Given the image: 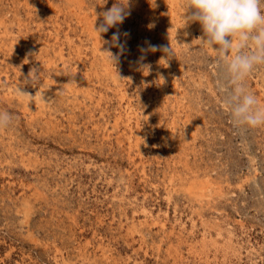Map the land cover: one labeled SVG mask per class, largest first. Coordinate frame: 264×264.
Masks as SVG:
<instances>
[{"label":"rangeland","instance_id":"obj_1","mask_svg":"<svg viewBox=\"0 0 264 264\" xmlns=\"http://www.w3.org/2000/svg\"><path fill=\"white\" fill-rule=\"evenodd\" d=\"M105 2L0 0V264H264V126L234 127L182 0H130L102 44Z\"/></svg>","mask_w":264,"mask_h":264},{"label":"clouds","instance_id":"obj_2","mask_svg":"<svg viewBox=\"0 0 264 264\" xmlns=\"http://www.w3.org/2000/svg\"><path fill=\"white\" fill-rule=\"evenodd\" d=\"M181 8L184 26L199 22L203 32L202 37L198 38L200 46L215 58L216 64L223 70L224 80L220 85L224 93L222 103L234 127L264 126V103L247 85L249 75L258 66L264 65V0H182ZM190 9L191 14L185 15ZM99 15L103 21L99 26L94 23L93 30L102 44H106L109 41L102 40L101 33L123 23L130 15V0H115L111 8ZM123 35L127 36L128 33ZM120 36L121 33L117 31L111 37L112 46L119 50L117 53L107 49L102 51L113 65L118 62L125 47ZM158 47L168 57H176L171 45L149 43L151 51H156ZM28 78L34 83L39 80L40 71L32 68ZM18 90L24 93L20 87ZM12 119L8 111L0 110V129L6 128Z\"/></svg>","mask_w":264,"mask_h":264},{"label":"bare ground","instance_id":"obj_3","mask_svg":"<svg viewBox=\"0 0 264 264\" xmlns=\"http://www.w3.org/2000/svg\"><path fill=\"white\" fill-rule=\"evenodd\" d=\"M171 3H174L175 0H169ZM64 58V57H63ZM57 69V68H56ZM10 94V93H9ZM123 95V94H122ZM121 119V118H120ZM119 121V119H118ZM117 122V121H116ZM194 189V188H193ZM194 191V190H193Z\"/></svg>","mask_w":264,"mask_h":264}]
</instances>
